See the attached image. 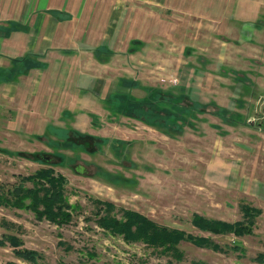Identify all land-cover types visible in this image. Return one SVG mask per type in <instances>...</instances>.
Instances as JSON below:
<instances>
[{
    "label": "rangeland",
    "instance_id": "1",
    "mask_svg": "<svg viewBox=\"0 0 264 264\" xmlns=\"http://www.w3.org/2000/svg\"><path fill=\"white\" fill-rule=\"evenodd\" d=\"M236 1L227 3L233 7ZM249 1L261 4L256 20L262 29L247 35L240 51L227 53L223 63L246 73L250 91L243 90L234 75H195L185 63H195L198 55L184 59L179 72L172 65L176 60L163 61L165 55L177 59L179 52L172 44L165 49L159 25L166 37L182 36V21L179 15L157 10L149 12L147 32L155 49L132 62L120 56L109 68L94 71L92 84L88 78L84 83L93 91L81 92L75 86L76 58L61 61L58 56L49 60L54 86L45 100V90L39 87L41 73L0 87V195L12 199L20 183L32 186L23 180L49 167L35 157L39 154L65 177V196L73 207L72 220L56 226L35 219L25 208L0 204V240L15 237L21 241L19 249L39 254L35 263L23 261L5 241L0 264H264V0ZM200 31L195 29L192 35ZM83 62L87 66L88 61ZM221 65L214 60L208 68L214 72ZM123 75L162 88L189 84L191 96L207 107L191 112L196 118L190 124L167 134L137 120L109 116L100 100L112 89L114 78ZM219 109L238 114L232 115L236 122L220 119ZM69 130L70 137L77 133L105 142L86 140L77 147L63 137ZM92 200L134 210L195 238H208L220 250L180 243L183 258L176 261L143 244H127L95 225ZM242 206L261 211L249 234L212 235L191 225L194 214L230 224L241 221ZM234 246L237 250L231 249Z\"/></svg>",
    "mask_w": 264,
    "mask_h": 264
},
{
    "label": "crops",
    "instance_id": "2",
    "mask_svg": "<svg viewBox=\"0 0 264 264\" xmlns=\"http://www.w3.org/2000/svg\"><path fill=\"white\" fill-rule=\"evenodd\" d=\"M260 8L257 1L249 0H237L233 7L227 0H0V87L9 88L14 80L41 73L39 87L45 90V100L54 86L52 76L55 72L49 60L58 56L61 61L76 58L75 67L79 71L75 86L81 92L93 91L84 83L88 78V83L92 84L94 71L109 68L120 56L132 62L155 49L147 35L151 10L179 15L182 21V36L166 37L160 25L161 31H158L165 49L169 50L171 44L177 46V59L162 56L163 61L171 64L176 60L172 64L176 71H180L184 59L198 55L195 63H185L197 76L237 74L247 77L244 71L226 66L223 60L227 53L240 51L239 46L244 44L247 35L262 29L256 20ZM158 22L165 23V19L159 18ZM195 29L201 30L196 37L192 35ZM234 31L242 37L238 38ZM211 33L215 35L209 36ZM187 38L189 46L185 44ZM25 57L33 59L34 67L26 73H15L11 79L13 61ZM83 60L88 61L87 66ZM214 60L222 65L213 72L208 66ZM99 76L102 78L103 75L99 73ZM147 88L168 89L143 84L133 77L117 76L112 89L100 103L106 108V100L112 93L142 98ZM178 88L203 105L191 96L189 84Z\"/></svg>",
    "mask_w": 264,
    "mask_h": 264
},
{
    "label": "trees",
    "instance_id": "3",
    "mask_svg": "<svg viewBox=\"0 0 264 264\" xmlns=\"http://www.w3.org/2000/svg\"><path fill=\"white\" fill-rule=\"evenodd\" d=\"M34 65L32 58L25 57L14 60L10 78L12 79L15 73H26ZM234 78L240 83L243 90L250 91L249 80L246 76L236 74ZM238 100L236 105L240 108L243 101L240 98ZM105 107L113 117L122 116L137 120L167 134V132L182 129V125L190 124L189 120L196 118L192 116L191 112L207 106L192 100L184 89L170 87L166 90L147 88L144 90V97L142 98H135L128 93H112L106 100ZM219 110L221 111L220 119L236 122L233 117L238 114ZM70 132V130L63 132V137L77 147H81L82 143H86V140L101 144L105 142L103 139H94L77 133H73L76 136L73 138L70 137ZM94 152L93 149L90 150V154ZM16 155L27 158L33 156L20 153H16ZM35 157L42 159L49 167L39 169L30 177L25 178L23 181L30 182L32 186L24 188L23 183H20L18 187L13 189L12 199L0 195V204L25 208L30 210L37 220H46L56 226H64L72 220L73 210L65 196L67 181L64 176L54 171L50 162L44 159L42 155L38 154ZM92 202L95 207V225L111 236L121 238L127 244H143L148 248L159 250L160 253L173 257L176 261H181L183 258L178 249L180 243H189L196 247L214 251L220 250V247L208 238H195L183 231L161 226L134 210L116 209L112 203L106 201L92 200ZM241 211L242 220L232 224L194 214L191 218V225L212 235L243 236L251 233V223L261 214V211L247 206H242ZM116 213H119L120 216L118 217ZM5 241L12 248V252L17 258L30 263H35L39 258V254L34 251L19 249L21 241L17 238L3 237L0 240V246H4ZM231 249L237 250V247L234 246Z\"/></svg>",
    "mask_w": 264,
    "mask_h": 264
}]
</instances>
